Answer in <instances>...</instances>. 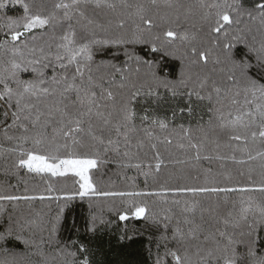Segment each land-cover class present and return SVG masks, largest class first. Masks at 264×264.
I'll list each match as a JSON object with an SVG mask.
<instances>
[{
  "label": "snow or ice",
  "instance_id": "1",
  "mask_svg": "<svg viewBox=\"0 0 264 264\" xmlns=\"http://www.w3.org/2000/svg\"><path fill=\"white\" fill-rule=\"evenodd\" d=\"M9 3L22 13L0 18V158L5 176L23 169L45 188L0 184V220L5 204L13 208L0 223V264H92L86 244L59 238L77 197L118 200L109 211L120 221L162 228L154 264H264V0H0V17ZM176 39L184 50L175 80L134 49L175 56ZM113 48L120 64L96 60ZM161 88L186 107L138 114L137 101L158 104ZM193 98L204 105L195 127H170L177 110L191 116ZM108 163L134 169L144 188L125 177L126 190H101L93 170ZM60 179H71V190L57 189ZM36 200L56 201L55 214L51 203L33 210ZM21 203L28 214H15ZM103 224L90 212L85 230ZM9 239L23 249L3 246Z\"/></svg>",
  "mask_w": 264,
  "mask_h": 264
},
{
  "label": "trees",
  "instance_id": "2",
  "mask_svg": "<svg viewBox=\"0 0 264 264\" xmlns=\"http://www.w3.org/2000/svg\"><path fill=\"white\" fill-rule=\"evenodd\" d=\"M185 2H191V0H185ZM245 7H251L255 0H243ZM22 13V10L18 5L8 4L6 10H4L2 17H16ZM190 26L185 23H181L180 31H184ZM195 31V29H192ZM135 52L143 57L145 60H152L156 64V71L158 75L167 77L168 79L175 80L178 77L180 69V61L177 58L181 51H183V45L179 39H176L169 49L170 51H175V56H165L163 53H153L150 50V46L146 45H135ZM116 49H108L103 53L96 55V60H112L113 63L120 64L124 60L122 55V50L119 55L115 58L113 53ZM134 67V65H133ZM50 76L51 70H45ZM143 71V69H142ZM25 79H30V74H25ZM161 99L158 104H142L137 101L135 107L137 113L140 114L144 107L151 106L155 114L159 116L171 117L172 110L174 108L178 109L181 107H186L185 100L182 97H177L175 99L171 98L170 94L164 89H160ZM194 100V111L191 116L187 113H181L177 110L174 122L170 124V127L175 128L180 124H184L187 127L191 124L195 127L200 116L203 114L204 105L196 104ZM204 119H207V115H204ZM139 123V120L137 121ZM7 147V144H5ZM179 155V153H177ZM5 166V161L0 158V184H11L16 185L13 188V192L19 191L23 193L25 187L29 189V194H40L45 188L43 180L34 175L26 174L25 170L21 169L19 176H5L3 168ZM202 168H212L215 172L218 170L219 163L216 161H202ZM227 167L235 170L236 166L232 165L230 162ZM171 169H164L163 173L166 174L167 171ZM235 174V171H234ZM192 175H196L195 172ZM125 177H136V184L139 188H144V178L139 176L134 169L122 170L118 168L114 163H108L100 168L99 171L93 170V179L104 191H118L126 190L128 187V181ZM164 175L162 174L161 179L163 180ZM57 189L63 186H67L66 190H71L72 180H56L55 181ZM152 181H149V187L151 188ZM46 194V193H45ZM259 196V194H256ZM169 199L172 197L169 196ZM151 203L155 197H147ZM92 203L94 207L89 209V203ZM51 203L52 214L56 211V201H44L43 203L39 200L33 202L32 209L35 211H48L45 205ZM115 203L119 207V201H113L111 199H92L85 198L81 200L79 197L75 198L70 202L69 206L66 208L64 213V220L62 222L61 231L59 233V238L61 242H71L73 240L79 243H84L88 246L91 253L92 264H154L157 255V245L159 243L158 237L163 232V229H157L149 221L143 219H137L129 217L126 221H120L115 211H109V207ZM163 205H157L156 210H159ZM5 213L3 214L0 223L6 224L7 216L13 213V208L11 204H5ZM30 209L26 204L21 203L20 207L15 210V214H28ZM90 212H94L97 216L101 217L105 224L99 226L95 233H89L85 230L86 222L90 215ZM0 231H3V227H0ZM170 235V232H169ZM3 246L9 249H15L17 251L23 249V245L20 244L15 239H9L5 242ZM257 246L264 251V232L260 233V239L257 241ZM164 247L161 244L159 247V253L163 255ZM169 264H170V258Z\"/></svg>",
  "mask_w": 264,
  "mask_h": 264
}]
</instances>
